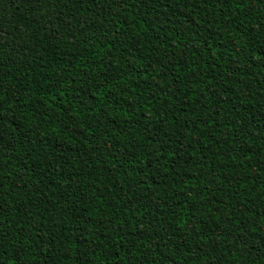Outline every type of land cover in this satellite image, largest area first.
Returning <instances> with one entry per match:
<instances>
[{"label": "trees", "instance_id": "1", "mask_svg": "<svg viewBox=\"0 0 264 264\" xmlns=\"http://www.w3.org/2000/svg\"><path fill=\"white\" fill-rule=\"evenodd\" d=\"M0 264H264V0H0Z\"/></svg>", "mask_w": 264, "mask_h": 264}]
</instances>
